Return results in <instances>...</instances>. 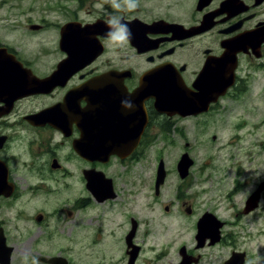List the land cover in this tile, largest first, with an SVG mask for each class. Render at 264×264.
I'll use <instances>...</instances> for the list:
<instances>
[{
	"label": "flooded vegetation",
	"instance_id": "flooded-vegetation-1",
	"mask_svg": "<svg viewBox=\"0 0 264 264\" xmlns=\"http://www.w3.org/2000/svg\"><path fill=\"white\" fill-rule=\"evenodd\" d=\"M152 1L147 7L139 0L136 11L106 9L88 18L69 11L62 23L27 22L33 34L50 27L57 36L53 46L37 48L8 41L3 30L22 22L11 11L0 17V264H264V254L256 252L254 261L242 247L247 238L228 232L229 220L190 201L183 207L192 233L155 243L159 252L148 250L134 214L125 220L116 168L140 158L150 131L218 117L220 103L244 93L253 73L264 70V0ZM114 15L131 29L130 41L109 38ZM69 53L82 58L68 60ZM229 82L202 113L162 111L175 88L193 103L200 95L215 98ZM108 141L120 155L79 152L84 142ZM156 181L157 172L158 197ZM249 197L236 218L260 210L264 191L248 213ZM205 217L222 224L219 235H210L208 223L199 235ZM7 218L29 226L23 238H12Z\"/></svg>",
	"mask_w": 264,
	"mask_h": 264
},
{
	"label": "rangeland",
	"instance_id": "rangeland-1",
	"mask_svg": "<svg viewBox=\"0 0 264 264\" xmlns=\"http://www.w3.org/2000/svg\"><path fill=\"white\" fill-rule=\"evenodd\" d=\"M142 1L147 7L153 4L152 0ZM107 2L0 0V17L6 18V11H11L13 21L17 18L22 22L18 28L14 22L1 34L8 41L27 48H37L39 44L53 46L57 37L53 28L33 34L26 29V23H62L69 11H79L84 18L106 9L121 11ZM248 82L244 93L220 103L222 109L216 118H202L198 123L184 120L174 124V121V126L168 129L154 127L149 134L150 141L140 149V158L116 168L125 220L129 214L139 220L141 234L148 240V250L153 246L159 252L157 242L172 244V240L192 233L184 215L186 206L183 207L185 201H190L199 210H214L221 219L229 220L234 226L229 225L228 232H233L236 238H247L239 241L243 248L253 252L254 261L256 252L264 254V198L255 215L235 217L256 185L264 181V70L255 71ZM186 154L194 163L185 181L179 178L176 166ZM161 161L167 178L160 195L155 197L154 180ZM12 212L13 216L17 213ZM6 221L12 238H23L29 226L8 218ZM62 242L63 246L69 245L65 240Z\"/></svg>",
	"mask_w": 264,
	"mask_h": 264
},
{
	"label": "water",
	"instance_id": "water-1",
	"mask_svg": "<svg viewBox=\"0 0 264 264\" xmlns=\"http://www.w3.org/2000/svg\"><path fill=\"white\" fill-rule=\"evenodd\" d=\"M79 58H82L79 55V53H72V54L69 53L68 60H74V59L77 60ZM152 74L153 73L149 74L146 77L145 81L149 80V78ZM231 84H232V82H229L228 84H226L227 87L224 89L222 88L223 90H220L219 94L215 98H207V97H202V95H200L201 97H198V99L193 101V103H191V102L185 103V101L181 100L179 98L180 96H178V93H181L180 90H178V89L176 90V88H175V89H173V91H171V93H168L170 90V89H168L167 90L168 95L164 98V101H162L160 103V105L163 103L161 105V107L164 108V109H162V111L164 110L165 113H168L170 115L179 114L183 117L188 116V115H197V114L202 113L205 110H207L209 107V104L213 101H216L217 98L219 97V95H221V94L224 95L225 91L228 89V87ZM185 98H186V96H185ZM186 99L192 100L191 98H186ZM165 106H166V108H165ZM168 106H170V107L168 108ZM183 107H185V108H183ZM170 109H172V110H170ZM189 109H190V111H189ZM143 128H144V126L142 127V129H140L139 127L137 129V127H136L135 133H136L137 140L140 139V136L142 135V132H143ZM137 143L135 145H131V147H127V154L129 153V151L131 153V151L137 146ZM78 148H79V152L82 153L83 155H87V153H89V152H90L89 154H91V153H94L95 151H100V150L101 151L106 150V153L108 152V155H111L112 151H116V153L119 155L121 154V151L119 150V149H121V147L114 146L113 143H111V141L106 142L105 145L94 142L93 144H91L89 146H86V144L84 142L83 144L78 145ZM91 148L94 150V152L91 151ZM192 165H193V161L189 158V156L187 154L181 158V160L179 161V163L177 165V170L179 172V176L181 179L184 180L189 176L190 169H191ZM166 177H167V172L165 170V165H164V162L161 161L159 166H158V170H157V181H156V193L157 194H159L161 187L164 185ZM263 191H264V182L262 184H260L258 189L249 197V199L247 201V208L245 210L246 212L249 213L250 211L254 210L257 207L258 201L260 198V194ZM168 210H169L168 208H165V211H168ZM206 223H208V225H210L211 227L213 224L214 228L212 227L210 235H213V234L219 235V233H220L219 229L222 227V224H217L216 222L213 221V219L211 220L208 217H205L203 220L200 221L199 226H198L199 227V235H201L202 232L205 231L204 225H206ZM214 229H215V231H214Z\"/></svg>",
	"mask_w": 264,
	"mask_h": 264
},
{
	"label": "clouds",
	"instance_id": "clouds-1",
	"mask_svg": "<svg viewBox=\"0 0 264 264\" xmlns=\"http://www.w3.org/2000/svg\"><path fill=\"white\" fill-rule=\"evenodd\" d=\"M111 4V7L116 10H128L132 11L138 7L139 0H108ZM107 25L109 27L108 36L110 39L114 37V35L118 34V39L115 40L116 43L123 44L131 40L132 32L127 24L122 22V18L119 16H111L107 21ZM131 107V105H128ZM37 264V262H34Z\"/></svg>",
	"mask_w": 264,
	"mask_h": 264
}]
</instances>
